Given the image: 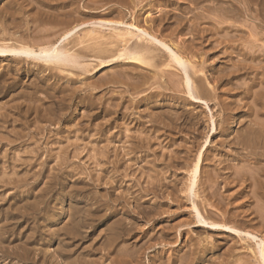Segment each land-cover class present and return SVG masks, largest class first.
Returning a JSON list of instances; mask_svg holds the SVG:
<instances>
[{
	"label": "rangeland",
	"instance_id": "1",
	"mask_svg": "<svg viewBox=\"0 0 264 264\" xmlns=\"http://www.w3.org/2000/svg\"><path fill=\"white\" fill-rule=\"evenodd\" d=\"M54 46L0 55V264H260L264 0L0 1Z\"/></svg>",
	"mask_w": 264,
	"mask_h": 264
},
{
	"label": "bare ground",
	"instance_id": "2",
	"mask_svg": "<svg viewBox=\"0 0 264 264\" xmlns=\"http://www.w3.org/2000/svg\"><path fill=\"white\" fill-rule=\"evenodd\" d=\"M1 1V0H0ZM138 32H142V31H138ZM133 33V32H132ZM142 34H144L142 32ZM130 35V34H129ZM136 35V34H135ZM70 37V36H69ZM69 37L68 38H65L64 40L62 39V41H60L61 43H65L69 40ZM125 37V36H124ZM141 37V35H140ZM154 42H157L158 44H160L161 46L165 47L166 45L164 43H161L160 41H157L156 39H152ZM129 41V40H128ZM127 41V42H128ZM152 41V42H153ZM129 47V46H128ZM166 49H168L170 52L171 50L166 47ZM65 52H68L66 51L64 48L61 49L60 46H54V47H50V48H45V49H38V51L36 50H33L32 48H26V49H15V50H10V49H1L0 48V55H3V54H9V55H14V56H17V57H22V58H25V59H30V60H33V61H36L38 63H42V64H45L47 66H50V65H58V64H62V63H65V64H74L76 65L75 62L76 58H72V57H68L66 55ZM124 52V51H123ZM172 54V52H171ZM135 54H132V53H129V52H126L124 55H122V57L120 56V59L121 58H125V59H128L130 61H136V62H144V60L142 59L143 55H141L140 57L141 58H137L136 56H134ZM176 61H177V64L179 67L182 68V70L184 71V74H185V79H186V83H187V88L189 90V94L192 98H194L195 100H201L199 97H194V92L192 89H193V85L191 86L192 84V78L190 77L189 75V70L187 71L186 69L188 68V63L183 61L181 58L177 57L176 58ZM102 62V61H101ZM108 64H105L102 65L101 68H104L106 67ZM51 67V66H50ZM182 71V72H183ZM183 78V80H185ZM185 82V81H184ZM192 87V88H191ZM199 98V99H198ZM197 168H196V171L194 173V176L192 178V185L190 187V194L192 195H195L194 192H195V187L197 185ZM196 197V196H194ZM195 207V210L197 211V222L199 224H205V225H208V226H211V227H215L216 224L215 223H208V221L202 217V214L200 213V211L196 208V205H194ZM199 207V206H198ZM207 221V222H206ZM264 242L261 240V243H259V249L258 251H256V253L258 252V254H256V257L258 258L257 260H259V263L260 264H264ZM183 264V263H182Z\"/></svg>",
	"mask_w": 264,
	"mask_h": 264
}]
</instances>
